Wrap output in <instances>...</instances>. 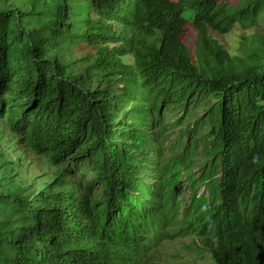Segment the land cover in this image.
Masks as SVG:
<instances>
[{
    "label": "trees",
    "instance_id": "1",
    "mask_svg": "<svg viewBox=\"0 0 264 264\" xmlns=\"http://www.w3.org/2000/svg\"><path fill=\"white\" fill-rule=\"evenodd\" d=\"M0 126V264H264V0H0Z\"/></svg>",
    "mask_w": 264,
    "mask_h": 264
},
{
    "label": "rangeland",
    "instance_id": "2",
    "mask_svg": "<svg viewBox=\"0 0 264 264\" xmlns=\"http://www.w3.org/2000/svg\"><path fill=\"white\" fill-rule=\"evenodd\" d=\"M262 32L261 27L243 30L240 26L236 25L229 34H220L210 30L209 35L217 40L227 51L240 56L243 46L249 45L245 43L246 38L261 34ZM196 35L197 32L193 28H189L184 38L191 48L194 47ZM80 56V54H77L76 58ZM124 60L131 61L130 58H125ZM77 72L79 74L83 73L82 65L77 66ZM0 130L5 135L1 139L0 149L5 152V155L11 161L16 160L19 163V169L22 171V177L25 179V182H22L23 184L32 186L35 178H37V183L49 182L53 175L59 171L46 166L44 162L28 154L26 151L14 152V150L7 148L5 141L8 138L9 131L4 126H0ZM13 142H15V139ZM188 202L189 198L187 195L182 209L188 205ZM201 245L200 240L195 236H176L172 240L159 244L156 253L150 256L146 262L147 264H215L212 256Z\"/></svg>",
    "mask_w": 264,
    "mask_h": 264
},
{
    "label": "flooded vegetation",
    "instance_id": "3",
    "mask_svg": "<svg viewBox=\"0 0 264 264\" xmlns=\"http://www.w3.org/2000/svg\"><path fill=\"white\" fill-rule=\"evenodd\" d=\"M6 96H9L8 94Z\"/></svg>",
    "mask_w": 264,
    "mask_h": 264
}]
</instances>
